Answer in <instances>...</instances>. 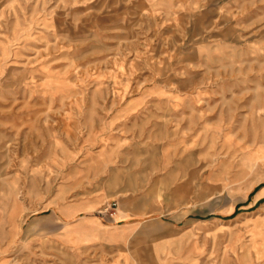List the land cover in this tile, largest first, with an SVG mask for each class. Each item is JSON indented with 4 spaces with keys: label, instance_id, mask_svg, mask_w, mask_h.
Returning a JSON list of instances; mask_svg holds the SVG:
<instances>
[{
    "label": "rangeland",
    "instance_id": "1",
    "mask_svg": "<svg viewBox=\"0 0 264 264\" xmlns=\"http://www.w3.org/2000/svg\"><path fill=\"white\" fill-rule=\"evenodd\" d=\"M151 130L197 137L173 261L264 264V0H0V264H163L106 196Z\"/></svg>",
    "mask_w": 264,
    "mask_h": 264
},
{
    "label": "crops",
    "instance_id": "2",
    "mask_svg": "<svg viewBox=\"0 0 264 264\" xmlns=\"http://www.w3.org/2000/svg\"><path fill=\"white\" fill-rule=\"evenodd\" d=\"M181 134L182 137H179L177 132L171 131L160 139L158 135L155 138L151 130L137 145L115 150L112 162L104 165V168H118L112 180L111 176L105 177L109 190L106 192L107 199L112 197L118 203L119 218L112 219L118 221V236L126 241L140 237L151 240L161 236V250L153 248L151 251L167 255L163 264H183L171 258L176 248L173 243L174 232L177 231L175 224L192 223L196 226L198 220L195 174L200 160H197V137L195 134ZM88 207L89 203L76 205V211L71 213L72 208L68 207L66 218L87 212L90 210ZM149 217L152 219H147ZM149 220L162 224L163 230L142 237L141 234L145 233L140 230V225ZM135 251L139 252L138 249Z\"/></svg>",
    "mask_w": 264,
    "mask_h": 264
},
{
    "label": "bare ground",
    "instance_id": "3",
    "mask_svg": "<svg viewBox=\"0 0 264 264\" xmlns=\"http://www.w3.org/2000/svg\"><path fill=\"white\" fill-rule=\"evenodd\" d=\"M78 171H79V170H78ZM143 194H144V193H143ZM144 195H145V194H144ZM149 197H150V196H149ZM154 198H155V197H154ZM150 199H151V197H150ZM150 199H149V200H150ZM149 200H148V201H149ZM15 202H16V201H15ZM143 202H144V200H143ZM149 202H150V201H149ZM123 204H124V203H123ZM123 204H122V205H123ZM148 204H149V203H148ZM152 204H153V203H152ZM124 207H126V206H124ZM124 207H123V208H124ZM11 208H12V207H11ZM100 209H101V208H100ZM156 209H157V208H156ZM156 209H155V210H156ZM159 211H160V210H159ZM11 213H12V212H11ZM53 213H54V212H53ZM156 213H157V212H156ZM158 213H159V212H158ZM54 216H55V215H54ZM10 217H11V216H10ZM49 217H50V216H49ZM10 219H11V218H10ZM40 220H41V219H40ZM43 220H44V219H43ZM47 220H48V218H47ZM47 220H46V221H47ZM51 220H52V219H51ZM55 220H56V218H55ZM55 222H56V221H55ZM51 223H52V221H51ZM52 224H53V223H52ZM43 225H44V224H43ZM54 225H55V224H54ZM60 225H61V224H60ZM49 226H51V225H49ZM58 227H59V226H58ZM40 229H41V227H40ZM59 231H61V230H59ZM64 232H65V231H64Z\"/></svg>",
    "mask_w": 264,
    "mask_h": 264
}]
</instances>
